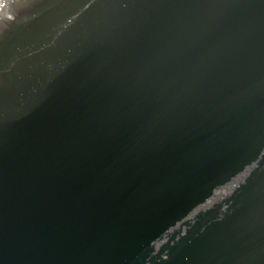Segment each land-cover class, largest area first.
Masks as SVG:
<instances>
[{
  "label": "water",
  "instance_id": "obj_1",
  "mask_svg": "<svg viewBox=\"0 0 264 264\" xmlns=\"http://www.w3.org/2000/svg\"><path fill=\"white\" fill-rule=\"evenodd\" d=\"M0 264H264V0H0Z\"/></svg>",
  "mask_w": 264,
  "mask_h": 264
}]
</instances>
